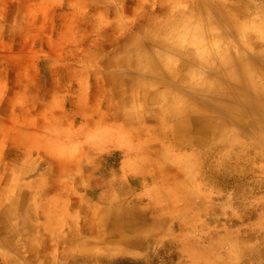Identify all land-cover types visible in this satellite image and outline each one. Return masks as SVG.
<instances>
[{
	"label": "rangeland",
	"instance_id": "rangeland-1",
	"mask_svg": "<svg viewBox=\"0 0 264 264\" xmlns=\"http://www.w3.org/2000/svg\"><path fill=\"white\" fill-rule=\"evenodd\" d=\"M85 1L0 0V23L7 31L6 35L11 38L16 25L23 28L19 31L18 40L6 38L4 33L0 36V75L4 74V86L0 83L3 93L0 97V120L10 123L19 117L25 125L23 131L26 135L25 141L18 148L17 163L5 161L0 155V174H16L20 170L27 172L22 180L23 194L18 193L20 199L17 200H21V196L24 198L21 200L24 205L22 213H14L10 219V212L14 208L10 209L7 200H0V221L8 217L11 225L5 232H0V264H264V157L261 154L262 157L252 159L262 151L261 145L257 147L252 134L240 130L243 142L248 144L240 161L221 149L225 138L204 139L208 145L215 147L211 161L207 164L193 160L186 173L183 171L182 159L191 157L193 151L199 150L192 151L182 145L172 148L168 139L157 140V127L161 126V117L157 112H160L161 104L156 106L157 103L147 101L143 90L131 97L133 103L128 97L125 99L129 102L123 105V100L118 96L113 99H105L103 96L92 100L87 104L88 111H84L86 104L82 96L97 93L92 84V75L97 69L105 82L101 84V89L109 87V82L106 83L108 79L113 78L115 81L120 76L123 78L122 85L130 90L135 88L131 86L134 81L132 77L139 73L140 68L137 67L142 65L141 61L134 67L126 62L124 56L138 39V51L141 53L150 50L152 54H168L174 62L176 51L172 53L164 50L165 47L157 42H147V37L159 26L155 35L164 38L167 20L177 14L173 12L175 5L178 10L186 12L189 9L188 2L109 0L95 11L92 3L84 6ZM203 1L209 4L212 0ZM213 1H220L227 11L230 44L247 59L263 57L264 0ZM24 9H29L33 14V21L16 22V16ZM181 30H185L183 24L177 29V36L183 39ZM225 30L223 25L215 24L212 38L216 40L217 34ZM64 32L70 42L62 48L50 46L49 40H57L56 34ZM239 32L240 37L237 35ZM75 42L79 49L71 47ZM30 47L31 51H35L36 67L28 69L24 65L29 74V84L26 85V78L24 81L22 77L19 78L20 71L8 66V63L5 66V63L10 59L8 56H15V48L18 53H24H19L22 60H29L32 55L26 52ZM10 48L14 49L13 53L9 51ZM72 50L78 53L81 60L94 56L91 61L93 63L87 64L85 68V72L90 75L86 78L87 87L82 90L80 81L83 80L73 76L69 79V88L56 89L54 98L45 99L43 95L49 88L48 84L56 88L60 86L55 61L65 55L70 60ZM66 60L61 62L60 67L63 69L72 67V63ZM112 63L115 66H111ZM174 63L173 76H176L181 63ZM199 70L203 79L198 84L195 83L196 77L185 82L178 75L176 80L171 78L169 82H166L168 78L163 77L167 84H161L163 81L157 78L159 76L151 74L147 69L141 79L152 87V92L161 94L165 89H170L176 100L182 101L188 99L183 91L185 87H190L198 94V90L202 91L211 82L207 77L208 69ZM17 80L22 85L16 88ZM30 84L34 88L26 91L25 109L21 113L13 108V100L18 92L24 93L23 90ZM33 93L35 101L32 100ZM75 104L81 107V111L75 117L67 116L72 110L71 105ZM119 106L125 112L138 113L140 118L132 116L129 124L116 121ZM87 119L92 124L103 120L102 130L107 133L106 138L113 140L110 143L116 146L106 148L93 160L97 162L100 172L93 174L90 179L88 171L96 166L92 159L85 164V177L82 180L86 184L89 180H97L99 185L72 191L76 176H70L67 183L60 186L68 190L69 195L65 192L66 195L57 197L53 189L60 176V167L47 162L42 150L58 146L52 137H57L60 132L61 147L76 154L85 142L94 141L90 132H85L86 137L78 140L70 137L74 131L85 127H88L85 131L94 130L96 126L85 125ZM173 127L174 124H167L164 131ZM141 130L147 133L144 134V141L155 142L154 149H169L164 162L159 161L162 158L160 156L149 157V164L154 166L151 167V177L148 179L134 172L139 163L127 154V142L124 143L122 139L125 132L132 135ZM8 132L10 134L4 148L9 150L12 148L9 137L17 134L12 130ZM40 135L46 136L45 141L38 142ZM194 137L195 141L202 139L196 133ZM143 140L138 142L129 139L133 155L142 148ZM224 158H227L228 167L220 165ZM209 165L215 167L214 178L217 183L209 179ZM200 168L207 176L199 174ZM111 179H118L114 186L108 184ZM105 193H109L112 204L138 208L140 215L148 218L149 222L160 218L161 229L146 237L140 247L118 242L108 244L104 239H108L110 230L103 231V240H100L99 233L95 236L85 232L83 229L89 222L87 211L91 206L104 208L100 202ZM62 207H66L68 217L62 218L60 215L57 219L55 213ZM75 215L78 217L74 220ZM147 226L150 228V223ZM74 228L78 230L75 239L70 236ZM122 249L125 253H121Z\"/></svg>",
	"mask_w": 264,
	"mask_h": 264
},
{
	"label": "bare ground",
	"instance_id": "bare-ground-1",
	"mask_svg": "<svg viewBox=\"0 0 264 264\" xmlns=\"http://www.w3.org/2000/svg\"><path fill=\"white\" fill-rule=\"evenodd\" d=\"M107 1L109 0H86L83 5L85 6L86 4L92 3L94 6L93 10L96 11ZM186 1L188 2L189 7L186 12L178 10L175 5L173 12L177 14L167 20L164 28V38H159L155 35L157 34L156 31L160 29L159 26L157 29H154L155 32H152L150 37H147V42H157L158 45L161 44L165 47L164 50L171 51L172 53L176 51L177 57H174V62H178V64L181 63L180 67H178L179 71L176 73V76H173L175 63L171 60L173 58L170 57V55L152 54V51L150 50L141 53L138 51L139 47L137 45L140 43L138 39L136 43L131 44L124 56L127 60L126 62H129L130 65H133L134 67H136L135 65L141 61L142 65L137 67L140 68L139 73L132 77V80L134 81H132L131 86H134L135 88L130 90L128 87L122 85L123 78L120 76L116 78L115 81L113 78L108 79L106 83L109 82V87H104L105 90L101 89V84L105 82L101 79L100 70L97 69L92 75L94 92L97 91V97L107 95L113 98V95H116L123 100L122 104L126 105L129 102L125 99L126 97L133 98V95H135L137 91L140 92V90H143L146 93L145 97L147 101L152 104L157 103L156 106L160 103L161 109L157 114L161 117V126L157 127V140L163 141L164 139H168L172 148H177L182 145L184 148L191 149L192 151L194 149L199 150L198 152L193 151L191 157H184L182 159L181 164L183 171L186 173L189 171V165L193 160H201L202 163L207 164L211 161V156L215 152V147L204 142V139L211 137H217L220 139L225 138L224 145H222L223 147H221V149L231 153L233 155L232 157H235L237 161L242 160V154L245 149L248 148V144L243 142L242 132H240V130H243L244 133L249 132L252 134L257 147H260L261 145L262 151L258 154L256 153L257 155L253 156L252 159L256 160L257 157H262L261 154L264 157V56L247 59L240 54L233 44H230V41L228 40V32L230 31L228 26L230 23L227 18V11H225V8L220 1L216 2L212 0L209 4L204 3L205 1L203 0ZM15 19H17L16 22H24L25 20L33 21L34 18L33 14L29 12V9L27 11L24 9ZM181 24H183L185 28L184 31H180V33L183 32L182 34H184L183 39L177 36V29ZM215 24L223 25L226 29L224 32L217 34L218 38L216 40L212 38ZM22 29L23 28L20 25H16L12 30V37L9 38L6 35V29L0 23V36L4 33L6 38L13 41L18 40L19 33H21L19 31ZM239 30H241V28H239ZM237 35L240 37V32ZM56 36L57 40H49L50 46L62 48L63 45L70 42L66 32H64V34H56ZM71 47L73 49H79L78 43L76 42L72 43ZM9 51L13 53L14 49L12 50L10 48ZM15 51V56H8L10 59L8 58L5 66L8 63V66H12L20 71L19 78L22 77L23 81L26 78V85H28L29 74L26 71V68L33 69V66L36 67L35 51H31V47L28 49L26 53H31L32 57L27 61L21 59V55L24 53L19 52L20 55L16 48ZM72 53L73 54H70L72 55L70 60L65 55L59 58L60 61H58L59 59L55 61L54 64L58 68L56 71L58 74L57 76L61 84L57 88L48 84L47 86L51 88V90L49 88L46 90L47 92L43 95L45 99L49 100L50 98H53L56 89L66 90V88H69V79L71 80L73 76L80 77L83 80V82L80 81L82 90L87 87L88 83L86 78L90 75L85 72V68L87 67V64L89 65L93 63L91 61L94 56H91L89 59L81 60L78 58V53H75L74 50H72ZM65 60L71 62L72 67H66V69L61 68V62H64ZM115 63H118V61ZM24 65H26V68ZM111 66H115V64L112 63ZM199 68L208 69L207 77L211 79V82H209L208 86L202 91L198 90L200 91L198 94H196L190 87H185L183 91L186 92L188 99L185 98L184 100L182 99V101L176 100V96L173 92L169 91L170 89H165L161 94L152 92V87L146 83V81L141 79L143 78L142 74H144V71L147 69L151 74L159 76L157 78L160 81H163L161 84L169 82L171 78L172 80H176V78H178L177 75L185 82H187L188 79H194L196 77L195 83L198 84L200 80L203 79V75L200 73ZM2 72L8 71L3 70ZM163 77L168 78V80H165V82ZM2 79H4L3 73L0 75V83L4 86ZM1 85L0 97L3 95ZM21 85L22 83L19 80L15 82L16 88ZM33 88L34 86L30 84L28 88L23 90L24 93L18 92L16 98L13 100V108H17L18 111L22 113L25 109L24 100L25 94L27 93L26 91H31ZM36 91L40 92L38 89H36ZM82 97L86 104L84 106V111L87 112V104L91 102L93 96L84 95ZM132 98L130 102L133 103L134 100ZM32 100L35 101V93L32 94ZM77 106V104L71 105L72 110L67 116L75 117L76 114L81 111V107ZM132 116L137 118L139 114L125 112V110L119 106V112L116 116L117 118L115 117V120L125 121L126 124H129ZM102 118L104 117L102 116ZM138 118H140V116ZM21 121L22 120L19 117L14 118L10 123L0 120V155L1 159L5 161L12 160L17 162L18 148L23 144L26 138L23 131L25 125ZM102 121L103 120L99 123L92 124V122L87 119L85 125L90 126V124H92L98 127V130L100 131L103 127ZM10 124H12V126L9 129ZM167 124H174V127L169 131H164V127ZM10 130L17 135L9 137L11 139L10 142L12 143V148L6 151L4 146L6 145V138L9 136L10 133L8 131ZM194 133L200 135L202 139L200 141H195ZM123 134V142H127L125 147L127 154L129 156L131 155L132 158L139 163V166L134 172L144 178H150V170L154 164H149L151 162L149 157L160 156L162 158H160L159 161L164 162L167 160L165 159V156H167L169 149H154V141L148 143L143 140L144 134H147L144 130L132 135L127 134V132ZM129 139L138 142L142 140L144 141L142 148H140L134 155L130 152L133 150L128 142ZM106 141L107 143H110V141L113 140L107 138ZM38 142H40V140ZM236 148L238 151L235 152ZM55 151L60 152L59 149H56ZM43 153H45V151H43ZM65 165H70L66 166V172L70 173L72 170L75 171V174L76 171L79 173V167H81V165L78 162L73 165L71 163ZM220 165L228 167L227 158L222 159ZM208 168L209 171L207 173L209 174L210 181L217 183V180L214 178L216 172L215 167L209 165ZM95 169L96 167L91 170L92 173L89 174L90 176L93 177V171ZM26 174L27 172H24L23 170L16 174H12L11 172L2 175L0 174V200H7L10 202V209L14 208V211L10 212V219L14 213H22L24 209L23 202L21 201L24 198L21 196V200L18 202L17 200L20 199L19 194H23L24 186L22 185V180ZM199 174L207 176L203 172V169L201 171V168ZM73 181L74 185L71 187L72 191L86 188L91 189L93 186L99 185L100 183L97 180H89L86 184V181H83L80 176H77ZM117 181L118 179H111V183L108 184L114 186ZM101 199L102 201L100 203L104 204L105 207L93 208L91 206L90 210L87 211L89 222L83 229L85 232L95 236L99 233L100 240L104 239L101 235L103 231L110 230L108 239H104L108 244L118 242L126 246L140 247L146 237L151 235L152 232L161 229V224L159 222L160 218L157 217L149 222L150 220L148 218H144L140 215L139 209L136 207H127L123 204H112V200L109 198V193H105ZM65 208L66 207H62L60 211L55 213L57 219H59L60 215L62 218L68 217L65 213ZM78 215L73 216V219H77ZM10 219L7 217L0 221V232H5V229L11 226L8 223ZM148 223L151 225L150 228L147 226ZM70 236L73 237V239L77 238L78 230L74 228ZM81 247L84 248L85 245H81ZM109 252L111 253V251ZM121 253H125L124 249L121 250Z\"/></svg>",
	"mask_w": 264,
	"mask_h": 264
},
{
	"label": "crops",
	"instance_id": "crops-1",
	"mask_svg": "<svg viewBox=\"0 0 264 264\" xmlns=\"http://www.w3.org/2000/svg\"><path fill=\"white\" fill-rule=\"evenodd\" d=\"M94 17H96V16H94ZM91 20H96V18H91ZM60 84H61V82L59 83V85ZM96 94L97 93L86 94V95L93 96L92 100L100 99V97H97ZM54 96H53V98H54ZM103 96H101V98L102 97L105 99L116 98V95H113V98H111L110 96H107V95H103ZM51 99L52 98H50L49 100H51ZM99 122H101V121H98L97 123H99ZM86 128H88V127L83 128V130L80 129L78 131H74V133L70 137L74 138L75 140H78L81 137H86V135H84L85 132H90L94 141L93 142H85L83 145V148L79 149L76 154L72 153L71 150L68 151V149H66L65 147H61V145H62V133H60V132H58L57 137H56V135H54L52 137V140H56L58 146L52 147L48 150L47 149L42 150V153H43V151H45V153H43V154H44L47 162L50 161V163H53V164L58 165L60 167V176L57 180L55 188L53 189L54 192L57 193L56 194L57 197L59 195L62 196V195L67 194L65 192H68V190L66 191L65 189H62L60 186H64L67 183V180L69 179L70 176L75 177L77 175V176H80L82 179L85 177V174H84V170L86 168L85 164L89 159H92V161L96 160L100 156V154L103 153V151L106 148H113L114 146H116V145H114L115 143H113V142H111L110 144L107 143V141H106L107 133L104 132L102 129L99 131L98 127H94L93 128L94 130H92V131H85ZM45 137L43 135L42 136L40 135V137L38 138V141L39 140H40V142L45 141ZM93 143H95V144H93ZM56 149H59L60 152L55 151ZM5 150L8 151V149H5ZM61 154H63V155H61ZM25 158H26V156H25ZM76 162H78L81 165V167H79V173L76 171V174H75V171H72V170L70 173L66 172V166H70V165H65V164L71 163L73 165V164H76ZM93 162H94L93 165L96 166V169L93 171V174H96V173L100 172V170L98 168L99 166L97 165V162H95V161H93ZM14 163H17V162L15 161ZM91 170L88 171L89 174L92 173ZM77 176H76V178H77ZM90 178H92V176H90L89 179ZM61 182H63V183H61ZM63 193H65V194H63ZM68 195H69V192H68Z\"/></svg>",
	"mask_w": 264,
	"mask_h": 264
}]
</instances>
